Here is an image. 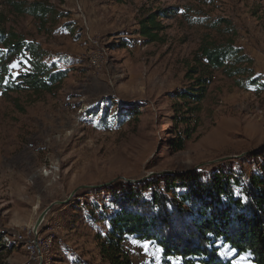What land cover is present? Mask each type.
I'll list each match as a JSON object with an SVG mask.
<instances>
[{
	"label": "rangeland",
	"instance_id": "1",
	"mask_svg": "<svg viewBox=\"0 0 264 264\" xmlns=\"http://www.w3.org/2000/svg\"><path fill=\"white\" fill-rule=\"evenodd\" d=\"M39 1L60 15L44 28L6 0L0 12L68 74L53 94H0V264H101L96 237L129 187L146 194L145 181L162 187L163 175L190 170L203 179L218 169L248 175L263 162L264 90L238 89L220 71L191 138L182 150L172 142L182 126L174 124V94L188 85L185 62L203 35H217L210 23L224 18L235 39L258 45L264 0ZM150 16L155 41L140 32ZM124 248L133 264H167L153 241L128 237ZM220 254L234 252L224 246ZM235 262L251 264L246 256Z\"/></svg>",
	"mask_w": 264,
	"mask_h": 264
},
{
	"label": "trees",
	"instance_id": "2",
	"mask_svg": "<svg viewBox=\"0 0 264 264\" xmlns=\"http://www.w3.org/2000/svg\"><path fill=\"white\" fill-rule=\"evenodd\" d=\"M6 2L11 12L32 16L40 28L60 17L44 1ZM158 28L150 16L140 32L155 41ZM210 28L217 35H203L185 62L188 85L174 94L178 100L173 104L174 124L176 128L182 125L172 142L174 150H182L195 131L215 72L220 71L238 89L264 90V80L254 71V60L235 44L236 27L221 18L211 22ZM14 60L23 68L17 73L11 65ZM67 74L56 63L45 60L38 42L7 27L5 15L0 12L3 97L22 91L53 94ZM162 182L161 187L159 181L149 179L142 185L146 194L129 187L116 199L115 210L105 217V234L96 237L101 264H133L124 248L128 237L155 242L167 264L170 259L178 264H237L235 260L240 256H246L251 264H264V159L248 175L218 169L203 179L198 171L190 170L181 175H163ZM224 246L234 252L231 257L220 254Z\"/></svg>",
	"mask_w": 264,
	"mask_h": 264
},
{
	"label": "crops",
	"instance_id": "3",
	"mask_svg": "<svg viewBox=\"0 0 264 264\" xmlns=\"http://www.w3.org/2000/svg\"><path fill=\"white\" fill-rule=\"evenodd\" d=\"M235 44L241 48L254 60L253 68L256 74L264 80V41L258 45L252 39L240 36L235 39ZM50 62H54L50 61ZM62 69V68H61Z\"/></svg>",
	"mask_w": 264,
	"mask_h": 264
},
{
	"label": "water",
	"instance_id": "4",
	"mask_svg": "<svg viewBox=\"0 0 264 264\" xmlns=\"http://www.w3.org/2000/svg\"><path fill=\"white\" fill-rule=\"evenodd\" d=\"M166 172H167V171H166ZM168 172H170V171H168ZM127 181L130 182V180H127ZM81 187H85V186H81ZM75 191H76V190H74V191L72 192V194H73ZM59 202H60V201H54V202L50 203L47 207H45V208L39 213V215H38V217L36 218V220H35V222H34V224H33V227H32V230H33L35 233H36L37 228L39 227V225H40L41 222L43 221V219H44L46 213H47L48 210L50 209V207H51L53 204H55V203H59Z\"/></svg>",
	"mask_w": 264,
	"mask_h": 264
},
{
	"label": "snow or ice",
	"instance_id": "5",
	"mask_svg": "<svg viewBox=\"0 0 264 264\" xmlns=\"http://www.w3.org/2000/svg\"><path fill=\"white\" fill-rule=\"evenodd\" d=\"M144 247L147 248V244H145Z\"/></svg>",
	"mask_w": 264,
	"mask_h": 264
},
{
	"label": "bare ground",
	"instance_id": "6",
	"mask_svg": "<svg viewBox=\"0 0 264 264\" xmlns=\"http://www.w3.org/2000/svg\"><path fill=\"white\" fill-rule=\"evenodd\" d=\"M55 168V167H54Z\"/></svg>",
	"mask_w": 264,
	"mask_h": 264
}]
</instances>
